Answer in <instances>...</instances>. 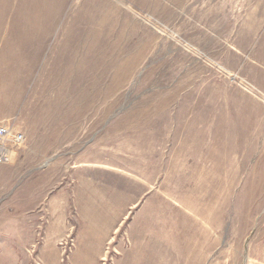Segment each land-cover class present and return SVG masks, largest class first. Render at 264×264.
<instances>
[{
	"label": "rangeland",
	"instance_id": "374dc122",
	"mask_svg": "<svg viewBox=\"0 0 264 264\" xmlns=\"http://www.w3.org/2000/svg\"><path fill=\"white\" fill-rule=\"evenodd\" d=\"M0 264H264V0H0Z\"/></svg>",
	"mask_w": 264,
	"mask_h": 264
},
{
	"label": "built area",
	"instance_id": "2783aa9c",
	"mask_svg": "<svg viewBox=\"0 0 264 264\" xmlns=\"http://www.w3.org/2000/svg\"><path fill=\"white\" fill-rule=\"evenodd\" d=\"M8 130L6 129V127H2L0 126V139L4 138L7 136Z\"/></svg>",
	"mask_w": 264,
	"mask_h": 264
}]
</instances>
